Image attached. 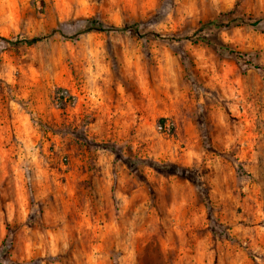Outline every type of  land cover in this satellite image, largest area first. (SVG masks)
<instances>
[{"label":"rangeland","instance_id":"obj_1","mask_svg":"<svg viewBox=\"0 0 264 264\" xmlns=\"http://www.w3.org/2000/svg\"><path fill=\"white\" fill-rule=\"evenodd\" d=\"M0 264H264V0H0Z\"/></svg>","mask_w":264,"mask_h":264},{"label":"trees","instance_id":"obj_2","mask_svg":"<svg viewBox=\"0 0 264 264\" xmlns=\"http://www.w3.org/2000/svg\"><path fill=\"white\" fill-rule=\"evenodd\" d=\"M227 15V13H221L220 16L216 19H213L211 21H208L207 23H204V27H216V28H222L225 26H230L233 23H228V21H225V16ZM85 22V24L83 25L84 27L79 31L80 33L82 32H90V31H106V30H118V29H127V28H132V27H119L117 25H106L103 22L97 20L96 18H83L81 19ZM238 25V23H237ZM136 31H138V29L135 27ZM2 39L10 42V43H16V42H20V41H26V42H34L36 40H39L40 37H33L30 39H19L16 41H13L12 39H8L6 37H1ZM201 41L207 43L208 45L214 47V48H218V49H223L225 48L226 50H228L231 53H237L236 50L232 49L228 44H226L224 41H222L221 39H219L218 37H208V36H204L202 37V39H200ZM104 147L107 148H111L112 150H115V147L110 145L109 143H102L101 144ZM143 161V159H139L136 161H132L130 159H125V162L127 164H133L137 165L139 163H141ZM147 164L149 166H151L153 169H155L158 172L164 173V174H178L179 176L183 177V178H187L193 182H197V177L196 175L189 171V169L187 167H183L177 164H173V163H165V162H158V161H154V160H150V161H146ZM141 178H143V175H140ZM149 182V181H146ZM150 190L152 191V193H154V189L151 185V183H147Z\"/></svg>","mask_w":264,"mask_h":264},{"label":"clouds","instance_id":"obj_3","mask_svg":"<svg viewBox=\"0 0 264 264\" xmlns=\"http://www.w3.org/2000/svg\"><path fill=\"white\" fill-rule=\"evenodd\" d=\"M190 155V154H189Z\"/></svg>","mask_w":264,"mask_h":264}]
</instances>
